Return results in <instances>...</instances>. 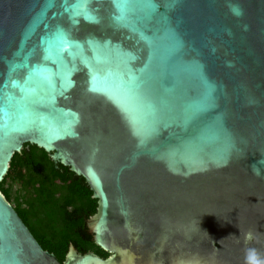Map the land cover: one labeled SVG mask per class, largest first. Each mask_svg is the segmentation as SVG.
<instances>
[{"label":"water","instance_id":"95a60500","mask_svg":"<svg viewBox=\"0 0 264 264\" xmlns=\"http://www.w3.org/2000/svg\"><path fill=\"white\" fill-rule=\"evenodd\" d=\"M26 143L111 255L61 262L0 192V264H264V0H0V182Z\"/></svg>","mask_w":264,"mask_h":264},{"label":"flooded vegetation","instance_id":"af4514ba","mask_svg":"<svg viewBox=\"0 0 264 264\" xmlns=\"http://www.w3.org/2000/svg\"><path fill=\"white\" fill-rule=\"evenodd\" d=\"M31 146L35 147L34 152L31 151ZM17 155H20L21 157L22 155H24L25 159H23V162L26 163V159H30L29 162L31 164H23L21 168V172L24 175V183L20 180H13L14 182H17V184H19L18 188L21 190L19 196L14 199L11 197V193L9 197V195L4 192V189H9L6 186V182L10 177L13 178L14 175H16V170L12 168V161ZM60 174H65L67 177L70 178H68V180H65L64 177H62ZM72 174L77 177H83L73 172L70 167L65 166L61 163H56L52 159L51 154L46 152L43 148H40L35 144L26 143L24 144L20 152H16L14 154L12 160L10 161L8 171L3 177V180L0 182V192L5 198V200L13 206V208L16 210L22 220L28 225L35 237L36 235L31 226L32 222L35 223L40 221L41 223H45L46 220H48L51 215L53 217L54 214H57L56 218L59 217V220H62V214H74L78 212L77 209L79 207H83L81 213L89 233L93 235L94 243L97 245L98 249H102L107 254V256H110L111 253L106 251L104 248L100 247L95 242L94 234L90 231L88 225L89 220L94 214L97 213V211L96 213L89 215L88 207L86 206V202L84 201L81 202L77 200L68 203V200L71 199L68 194L70 192V189L72 188V181L74 179ZM85 182L88 185L86 179ZM56 199L57 201H59L58 203L54 202L56 201ZM29 200H32L33 202L30 201V203ZM47 200H50L52 203L54 202V205L50 207L46 206L49 202ZM41 202L43 203V206L41 205ZM256 243L257 242H254L252 245ZM69 249L67 253L69 252ZM76 249L78 248L76 247ZM78 251L80 250L78 249ZM92 252L97 253V251ZM244 264H250L249 258H247Z\"/></svg>","mask_w":264,"mask_h":264},{"label":"trees","instance_id":"16d2710c","mask_svg":"<svg viewBox=\"0 0 264 264\" xmlns=\"http://www.w3.org/2000/svg\"><path fill=\"white\" fill-rule=\"evenodd\" d=\"M31 151H35L34 146H31ZM23 159H25L24 155H22V157L17 155L12 161V168L16 170V175L13 177L14 181L20 180L23 182L24 175L21 172V168L23 164H31L29 162L30 159H26V163L23 162ZM65 174L60 175L64 177L65 180H68L70 177H67ZM73 177L72 188L68 194L71 199L68 200V203L77 200L81 202L84 201L88 207L89 215L96 213L98 201L93 198V192L86 184L85 179L75 175H73ZM4 192L10 197L9 189H4ZM50 200H47L49 201L46 205L48 207L53 206L54 202H59L57 199L53 203ZM30 201L33 202L32 200H29V202ZM42 204L43 203L41 202V205ZM82 209L83 207H79L77 209L78 212L74 214H62V220H59V217L56 218L57 214H54V216L52 217L51 215L45 223H41L40 221L31 223L32 229L42 247L45 250L55 253L61 262L64 261L71 244H74L83 253L87 251H97L101 256H107V254L102 249H98L97 245L94 243L93 235L89 233L85 225L81 213Z\"/></svg>","mask_w":264,"mask_h":264},{"label":"rangeland","instance_id":"374dc122","mask_svg":"<svg viewBox=\"0 0 264 264\" xmlns=\"http://www.w3.org/2000/svg\"><path fill=\"white\" fill-rule=\"evenodd\" d=\"M18 185L19 184H17V182L13 181L12 177H10L6 182V186L10 189L11 197L14 199H16V197H18L21 193V190L18 188Z\"/></svg>","mask_w":264,"mask_h":264},{"label":"clouds","instance_id":"9594fccd","mask_svg":"<svg viewBox=\"0 0 264 264\" xmlns=\"http://www.w3.org/2000/svg\"><path fill=\"white\" fill-rule=\"evenodd\" d=\"M229 8L231 10V12L233 13V15H235L236 17H242L244 15V10L243 8L239 5V3H230L229 4ZM247 26H245L246 28ZM258 174V173H257Z\"/></svg>","mask_w":264,"mask_h":264}]
</instances>
